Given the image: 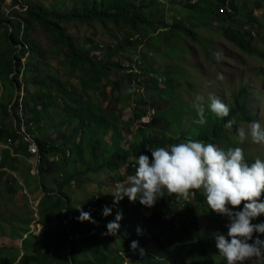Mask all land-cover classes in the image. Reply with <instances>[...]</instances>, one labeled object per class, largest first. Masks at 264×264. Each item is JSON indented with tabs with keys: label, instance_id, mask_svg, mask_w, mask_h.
I'll return each mask as SVG.
<instances>
[{
	"label": "trees",
	"instance_id": "1",
	"mask_svg": "<svg viewBox=\"0 0 264 264\" xmlns=\"http://www.w3.org/2000/svg\"><path fill=\"white\" fill-rule=\"evenodd\" d=\"M226 1L232 12H219ZM262 1L254 0V3L260 6ZM2 2L4 0H0ZM79 2L69 8L61 5V10L26 4L22 11L11 9L12 20L4 21L9 28L4 33L6 47L0 51V78L3 82L7 81L8 93L0 99V143L6 145L0 149V178L5 170L17 169L15 163L20 158L36 155L38 173L35 177L31 178L27 173L23 185L15 177L6 178L5 183L10 191H13L12 183L29 191H32V184L36 188L41 187L43 193L37 202L38 222L45 231L57 224L60 230H54L48 239L29 231L31 218L24 219L22 225L10 224L9 229L0 225V236L20 239L19 247L0 245V264H227L217 252L213 238L216 232L226 234L227 219L212 212L202 202L204 197L198 190H192L196 207H189L190 203L182 206L181 199L178 200L175 194L170 197L165 194L152 209H146L137 201L133 211L114 209L110 205L111 215L104 216V208L98 207L91 212L90 216L95 221L91 223L78 219V207L64 188L72 182L79 187L87 181L88 174L100 170L114 172V178L121 182L125 179V175L118 173L121 166L127 163V175L135 172L136 159L141 154L151 158L150 149L168 147L187 139L222 144L229 134L225 127L229 119L252 121L254 117L247 111L248 89L242 85L232 93L229 117L217 119L206 108L207 122L204 125L194 123L198 118L195 108L178 101L179 82L171 80V74H175L173 77L179 75L177 70L146 68L144 59L146 53L156 51L158 45L173 55L180 36L193 39V28L225 21L229 22L228 25H220L218 29L226 40L246 53L264 59V50L256 51L250 40L254 37L251 28L255 24L258 26V19L252 15V9L242 13L235 0H169L186 11L185 15H180L177 7L170 23L166 21L168 8L162 0ZM18 3L11 0L10 6ZM239 15L245 17L251 25L249 28L240 24ZM71 22L108 23L120 33L122 41L116 42L112 48L96 46L101 54L97 60L96 55L78 49L65 32L64 25ZM36 27L47 35L49 51L60 57V64L67 75L65 80L53 77L47 80L40 77L39 71L34 80L38 90L30 94L27 89L29 73L38 69V63L47 62L46 52L31 39ZM125 46H129L132 52L127 51ZM139 47H144V52H138ZM125 52L121 59L118 54L124 55ZM135 52L141 61L142 79L139 84L143 85L144 92L158 94L156 108L144 93L131 88V74L124 75L126 80L108 78L111 70L116 73L119 69L123 70L122 60L130 58ZM150 72L161 76L147 77ZM262 78L264 87V75ZM183 80L193 87L186 78ZM123 81L126 82L125 88ZM160 81L163 86L159 85ZM22 85L25 94L20 102L18 93L14 98V90L19 91ZM108 86L110 90L107 92ZM50 106L61 107L60 123L68 126L54 139L44 133V120L49 119L46 109ZM147 106L153 107L154 113L149 122L140 123ZM126 107L131 113L124 119L123 110ZM186 117L190 121L187 128L183 125ZM235 128L236 125H233L230 130ZM28 138L36 144V154L28 150ZM48 174L53 176L52 188L43 183L42 176ZM118 210L123 215L119 231L116 235H109L107 225L115 220ZM187 212L189 221H182ZM200 216L207 219L205 225L200 224ZM261 222H264V215L253 221ZM137 228L141 230L139 234ZM52 235L54 239H51ZM261 238L264 239V235ZM134 240L139 245L135 252L130 247ZM152 241L157 246L149 250L147 244ZM140 249L144 250L143 254ZM245 264L252 263L247 260ZM256 264H264V257L259 258Z\"/></svg>",
	"mask_w": 264,
	"mask_h": 264
},
{
	"label": "rangeland",
	"instance_id": "2",
	"mask_svg": "<svg viewBox=\"0 0 264 264\" xmlns=\"http://www.w3.org/2000/svg\"><path fill=\"white\" fill-rule=\"evenodd\" d=\"M17 1L19 2L18 5L16 4L14 6H10L11 0H4V2L0 3V51L6 47L4 33L5 30L9 28V25L4 21L5 19L12 20L11 9L22 11L26 4H40L46 8H57L61 10V5L69 8L80 0ZM162 1L167 5L166 8H168L167 12H165L167 22L170 23L172 15L174 14L173 11H175L177 7L180 9V15H185L186 11L182 7L180 8L175 4H171L169 0ZM235 2L242 13L246 14L252 9V15L258 19L259 27L256 26V35L253 39H250L251 46H253L256 51L264 50V0L260 3V6H256L254 0H235ZM239 22L245 28L251 26L245 21V17L242 15H239ZM228 23V21L222 23L212 22L211 25L193 28L194 38L180 36L178 44L173 48V55H170L162 45H158L156 51L146 53L144 65L146 68L152 66L154 69L174 68L177 70L179 75L175 77H173L175 74L169 75L172 76V81L179 82L178 101L183 105L193 106V98L197 94H200L204 95L206 99L209 95L215 96L230 106L232 93L236 92L240 86H246L249 95L247 111L254 118L252 121L236 120L235 130L232 131L227 128L229 134L226 136L225 142L216 146L225 150L231 146L241 147L244 150L246 161L251 164L256 158L264 159V144H254L250 139L243 144L239 143L237 128H247L253 121H258L264 126V87L262 78L264 75V59L259 58L255 54H248L226 40L218 28L220 25L226 26ZM64 28L65 32L70 35L74 45L78 49L81 51H87L90 55H96L97 60L101 55L99 49H97L99 45L112 48L116 42L122 41L119 39L120 33L108 23L101 25L99 23L78 24L76 22H71L64 25ZM31 39L39 48L46 52L45 60L47 62L44 64L38 63V69L29 73L28 79L30 84L27 89L30 94L35 93L38 90V85L34 80H36L35 76L39 71L40 77H44L47 80L51 77L54 79L61 78L62 80H65L67 75L65 69L60 64V57L55 56L49 51L51 48L47 35L36 27L31 33ZM128 47L125 46L126 50L130 52L131 50H129ZM143 49L144 47H139L138 52L139 50L141 53L144 52ZM216 53L220 54L219 59H217ZM125 55L126 52L124 55L122 53L118 54L121 59H123L122 57ZM22 61L25 62V59L23 58ZM124 75V72L120 69L117 73L114 70H111L108 78L112 80H121L123 78L126 80L127 78ZM153 75H156L157 77L161 76L158 73L150 72L147 77H152ZM219 75H223L224 78L222 80L218 79ZM184 78L191 82L193 87L186 85L187 83H184ZM158 83L160 86L164 85L162 81ZM7 84V81L3 82L2 78H0V99L4 98L8 93V91H6ZM123 84V88H125L126 82L123 81ZM109 90L110 87L108 86L106 91L108 92ZM16 93L19 94V101L21 102L22 96L25 94V87L22 85L19 91L14 90V98ZM143 93L150 104L156 108L157 102L159 101L158 94L155 92ZM109 94L112 95L111 92H109ZM106 102H104V105ZM46 110L49 119L46 121L44 120V133L50 135V137L54 139L56 135L59 136L67 130L68 126L60 123L62 115L61 107L50 106ZM123 112L124 119H126L131 113L129 107H126ZM189 122L190 121L187 117L183 119V125L185 128L189 126ZM21 129L24 131L25 128L23 125H21ZM127 137H130V135L127 134ZM5 146V144L0 143V149ZM36 163V155H33L30 158H20L15 163L17 169L5 170L6 173L1 175L0 225L5 229H9V225L13 223H16V225H22L26 218L35 219V217H38L37 202L43 193L41 187L36 188L35 184H32L30 186L32 191H29L28 188L14 186L12 183L13 191H10L5 183L6 178L12 179L15 177L18 182L23 185L24 177L27 173L31 175V178L37 175L38 172H35L34 170ZM126 166L127 163L123 164L118 171L119 174L125 175V179L121 182L114 178V172L110 173V171L108 172L107 170H100L97 173L88 174L87 181L82 183L79 187H77L74 182L67 185L64 188V192L74 203H76L80 214L82 210L91 215V212L94 211V209L98 207L104 208L105 206L110 205L113 206L114 209L124 208L128 211H133L136 209L137 202L131 203L128 198L125 197L118 205H113V196L111 195L117 185L120 183L126 184L127 177L134 174V172L128 175L125 174ZM42 177L44 178V185L47 188H52L54 185L52 174L44 175ZM202 202L207 205L205 199H203ZM190 206L196 207V199L194 196L189 207ZM141 211L145 215H148V212L144 209H141ZM200 215L203 214L201 213ZM189 218L190 215L187 212L181 220L188 222ZM32 222L33 221L31 220L29 229H31ZM199 222L201 225H205L207 219L204 216H200ZM54 230H60L58 224L47 227L44 232H37L36 229H34V234L37 236L44 235L46 238L50 239L49 235H51ZM54 238L55 236L52 235L51 239ZM2 244L19 247L20 239L3 235L0 236V245ZM156 246V242H149L147 244V249L152 250ZM248 261L252 264H256L259 261V258H250ZM165 264L173 263L167 262Z\"/></svg>",
	"mask_w": 264,
	"mask_h": 264
},
{
	"label": "clouds",
	"instance_id": "3",
	"mask_svg": "<svg viewBox=\"0 0 264 264\" xmlns=\"http://www.w3.org/2000/svg\"><path fill=\"white\" fill-rule=\"evenodd\" d=\"M216 57L219 59L220 54L216 53ZM192 103L198 117L194 123L199 125L207 122L206 108L220 120L230 115L229 106L212 95L206 99L197 94ZM235 124L234 118L229 119L225 127L231 129ZM237 135L241 144L249 139L254 144H264V126L258 121L251 122L247 128H237ZM149 151L151 158L139 155L134 174L127 177L126 184L120 183L114 188L113 205L127 197L131 203L139 201L146 209H152L165 194L190 201V196L192 200L194 196L192 190H198L209 209L227 219L226 234L213 235L217 252L227 264H245L250 258L264 257L261 238L264 222L253 223L264 215V159L256 158L249 164L241 147L225 150L213 143L192 139ZM111 213L112 209L105 206L103 215ZM122 218V211L118 210L115 220L107 225V234L116 235ZM78 219L95 223L82 210ZM140 231L137 228L138 234ZM130 247L135 252L138 241H132ZM143 251L140 249L141 254Z\"/></svg>",
	"mask_w": 264,
	"mask_h": 264
},
{
	"label": "built area",
	"instance_id": "4",
	"mask_svg": "<svg viewBox=\"0 0 264 264\" xmlns=\"http://www.w3.org/2000/svg\"><path fill=\"white\" fill-rule=\"evenodd\" d=\"M219 12L221 13H231L232 12V8L228 1H226L219 8ZM256 31L257 30H256V24H255L251 28V34L255 36ZM122 67H123L122 71L124 72L125 75H130V74L132 75L130 79L131 88L143 94L144 92L143 85L139 84L140 79H142V71L140 69L141 61L139 59L138 53L137 52L132 53V56L130 58L124 59L122 61ZM147 107L148 108L146 109V112L139 119L140 123L149 122V120L151 119V115L154 113L153 107L151 106H147ZM28 140H29L28 150L31 153L36 154L37 153L36 144L32 141V139L28 138ZM34 170L36 172L35 167H34ZM191 201H192V195L190 196V201H184L183 199L180 200L182 206H187ZM32 221H33L32 222L33 224H31V229H30L31 232L35 233L34 229H36L37 232L45 231V228L43 227V225L38 222V217H35V219H33Z\"/></svg>",
	"mask_w": 264,
	"mask_h": 264
},
{
	"label": "crops",
	"instance_id": "5",
	"mask_svg": "<svg viewBox=\"0 0 264 264\" xmlns=\"http://www.w3.org/2000/svg\"><path fill=\"white\" fill-rule=\"evenodd\" d=\"M152 242H155V241H152ZM5 245H7V244H5ZM156 248V247H155Z\"/></svg>",
	"mask_w": 264,
	"mask_h": 264
}]
</instances>
